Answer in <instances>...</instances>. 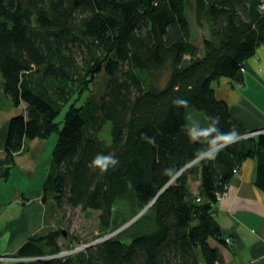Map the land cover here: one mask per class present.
<instances>
[{
  "label": "trees",
  "instance_id": "obj_1",
  "mask_svg": "<svg viewBox=\"0 0 264 264\" xmlns=\"http://www.w3.org/2000/svg\"><path fill=\"white\" fill-rule=\"evenodd\" d=\"M263 5L0 0L1 87L25 108L10 118L0 175L8 176L27 140L57 131L45 190L62 214L69 207L99 210L96 237L119 226L114 208L121 198L130 193L143 209L175 177L131 224L136 231L123 236L126 227L62 256L66 228L58 227L31 236L9 264H223L219 246L210 243L227 242L216 208L245 158L256 159L255 183L264 190V131L246 134L227 101L217 98L214 83L222 76L241 79L244 62L264 44ZM192 9L199 24L209 25L200 44L192 40ZM184 57L190 65L182 69ZM100 62L106 91L78 106L75 94L82 96ZM68 87L70 108L59 119L62 107L53 94L65 97ZM191 108L205 121L189 122ZM108 121L109 141L99 134ZM233 130L234 140L221 138ZM97 155L118 163L96 166ZM75 239L69 247L79 244Z\"/></svg>",
  "mask_w": 264,
  "mask_h": 264
},
{
  "label": "crops",
  "instance_id": "obj_2",
  "mask_svg": "<svg viewBox=\"0 0 264 264\" xmlns=\"http://www.w3.org/2000/svg\"><path fill=\"white\" fill-rule=\"evenodd\" d=\"M244 66L241 79L219 77L214 89L217 98L227 101L233 117L251 131L264 126V44ZM2 96L0 152L11 116L25 110L24 104L15 106L5 92ZM57 138L55 133L27 140L26 148L15 156L8 176L0 175V254L14 255L31 236L63 226L64 217L44 185L53 167ZM240 165L215 213L222 237L229 236L231 241L222 243L213 238L210 243L219 246L223 264H264V190L255 183L256 159L245 158Z\"/></svg>",
  "mask_w": 264,
  "mask_h": 264
},
{
  "label": "rangeland",
  "instance_id": "obj_3",
  "mask_svg": "<svg viewBox=\"0 0 264 264\" xmlns=\"http://www.w3.org/2000/svg\"><path fill=\"white\" fill-rule=\"evenodd\" d=\"M189 22L191 24V33L193 35L192 40L200 44L204 34L205 33L208 34L209 32V25L205 21L203 23L204 25L199 24L196 19V15L193 12V9L189 10ZM93 73H94L93 76L92 74L90 75V79L92 80L90 81L88 87H85L87 89L83 91L82 96L75 94V97L78 96L79 98L75 99L74 97L73 99H71L72 101H74L75 99V102L78 106L84 104L87 98L91 96L94 97L95 99H98L106 91L108 74L105 72L104 64H102V66L99 69L93 70ZM0 82H1V79H0ZM70 90L71 88L68 87L65 93V97L62 96L60 93L53 94V96H55L56 103H58L60 107H62L61 114L58 117L59 119H62L66 110L70 108L68 107L70 98H67L71 96L69 92ZM0 94H1L0 98L3 99V96H2V94H4L3 87H2V93L0 92ZM250 98H252L254 101H257L255 97L252 95ZM193 115H194L193 117L194 119L192 118ZM188 116H189L188 117L189 122H195V123L200 122L201 123L205 121L206 119L203 112L197 109L196 110L192 109V108L188 110ZM110 123H111L110 121L106 122L103 128L99 131V134L103 138H105L107 141L110 140L109 138L110 129H111ZM261 129L263 130L264 126ZM247 132L249 133V130H247ZM55 133H57L58 135L57 131L54 132L53 134ZM249 134H252V133H249ZM130 195L131 194L128 193L123 198H121L118 202H116V205L114 208V215L118 216L117 223L119 224V226L115 228L114 230L107 231L103 235H107L111 233H113L112 235H114L126 227H127L126 231L122 233L123 236L129 234V232L134 229L136 231L137 226L136 225L131 226V224H133L139 217H141L143 212H145L146 210L141 213L142 209H139L138 206L135 205V203L133 205V202L130 200L131 199ZM66 209L67 210L65 211V213L62 214V216L64 217V219L62 220V225H63L62 228H66L65 229L66 231H64L65 235L64 234L60 235L61 236L60 239L64 241L63 242L64 249H62L61 251L64 253L60 254L62 256L74 253L77 250H81L82 246L91 244L92 242H95L98 239L103 237V235L96 237L100 232V226H99V212L100 211L99 210L92 209V208L84 210L81 207L74 208V209H71L69 207ZM74 236H76L77 238L75 239ZM71 238L73 240L75 239L74 241L75 243L78 240L79 244H73V245H70L69 247V244H70L69 242L72 240ZM10 261L11 260L5 259V260H0V263L5 264V262H10Z\"/></svg>",
  "mask_w": 264,
  "mask_h": 264
},
{
  "label": "clouds",
  "instance_id": "obj_4",
  "mask_svg": "<svg viewBox=\"0 0 264 264\" xmlns=\"http://www.w3.org/2000/svg\"><path fill=\"white\" fill-rule=\"evenodd\" d=\"M176 103H186V101H176ZM264 129L262 130L261 128H258V130H254L252 132L249 131V133H252L250 135L256 134V133H261L263 132ZM246 133V134H249ZM236 132L235 130L226 133V134H221V138L231 142L232 140H234L236 138ZM221 144V143H220ZM118 163V161L116 159H114L111 155L109 156H102V155H97L94 160H93V164L96 166H103L105 169L109 166V165H116ZM64 253V252H61ZM1 255V254H0Z\"/></svg>",
  "mask_w": 264,
  "mask_h": 264
},
{
  "label": "water",
  "instance_id": "obj_5",
  "mask_svg": "<svg viewBox=\"0 0 264 264\" xmlns=\"http://www.w3.org/2000/svg\"><path fill=\"white\" fill-rule=\"evenodd\" d=\"M189 65H190V58H189V57H184L183 62H182V64H181V68H182V69L187 68V67H189ZM100 66H101V62L98 63V65L96 66V69H99ZM91 73L94 74L93 71H92ZM254 130H258V129H254ZM254 130H251L250 132H252V131H254ZM175 176H177V175H175ZM174 178H175V177L171 178V180L167 182V184H166V185L160 190V192H159L157 195H159L161 192H163L164 189L167 188V186H168L170 183L173 182ZM157 195H156V197H157ZM156 197L153 198L148 204L145 205V207L141 210V213H142L143 211H145L146 208H148L149 206H151V205L153 204V201L156 199ZM64 231H65V230H64ZM112 234H113V233H111V234H107V235H103V237L100 238V239H98L97 241L92 242L91 244H88V245H84V246H82L81 248L92 246V244H96V243H98V242H100V241H103V240L106 239V238H109L110 236H112Z\"/></svg>",
  "mask_w": 264,
  "mask_h": 264
},
{
  "label": "built area",
  "instance_id": "obj_6",
  "mask_svg": "<svg viewBox=\"0 0 264 264\" xmlns=\"http://www.w3.org/2000/svg\"><path fill=\"white\" fill-rule=\"evenodd\" d=\"M263 7H264V5H263ZM227 194V190H225L224 192H223V195H221L220 196V199H222V196H224V195H226ZM225 240L227 241V242H230L231 241V238L229 237V236H227L226 238H225ZM16 258H20L18 255H13V254H9V253H5V254H1L0 255V260H5V259H7V260H14V259H16Z\"/></svg>",
  "mask_w": 264,
  "mask_h": 264
}]
</instances>
